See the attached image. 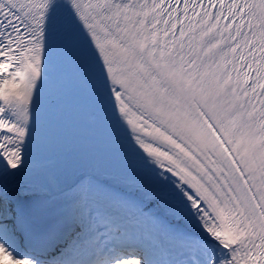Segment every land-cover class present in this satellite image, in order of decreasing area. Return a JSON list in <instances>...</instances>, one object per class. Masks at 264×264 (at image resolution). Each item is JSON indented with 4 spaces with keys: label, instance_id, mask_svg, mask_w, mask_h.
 Masks as SVG:
<instances>
[{
    "label": "snow or ice",
    "instance_id": "obj_1",
    "mask_svg": "<svg viewBox=\"0 0 264 264\" xmlns=\"http://www.w3.org/2000/svg\"><path fill=\"white\" fill-rule=\"evenodd\" d=\"M0 264H264V0H0Z\"/></svg>",
    "mask_w": 264,
    "mask_h": 264
}]
</instances>
